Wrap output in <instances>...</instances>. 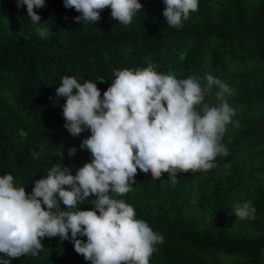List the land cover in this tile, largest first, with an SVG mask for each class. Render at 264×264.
Instances as JSON below:
<instances>
[{
  "label": "trees",
  "instance_id": "16d2710c",
  "mask_svg": "<svg viewBox=\"0 0 264 264\" xmlns=\"http://www.w3.org/2000/svg\"><path fill=\"white\" fill-rule=\"evenodd\" d=\"M139 2L142 10L124 25L110 7L96 23L75 22L81 13L64 0H45L35 9L41 23L33 24L26 5L0 0V176L11 174L14 186L31 194L53 164L75 175L91 162L90 151L80 147L90 130L74 137L64 128L66 98L56 96V87L65 76L97 83L103 98L116 70L151 63L159 73L194 76L202 86L212 74L231 89L224 98L235 115L221 140L228 155H218L210 170L179 174L175 183L168 173L154 179L138 170L130 192L109 195L133 206L136 219L164 237L149 264H264V0H199L180 27L167 25L164 0ZM218 91L214 86L204 102L220 104ZM72 147L77 152L69 157ZM96 198L81 210H92ZM247 201L254 218L236 217L235 206ZM41 242L37 256L11 264H91L71 239Z\"/></svg>",
  "mask_w": 264,
  "mask_h": 264
},
{
  "label": "clouds",
  "instance_id": "9594fccd",
  "mask_svg": "<svg viewBox=\"0 0 264 264\" xmlns=\"http://www.w3.org/2000/svg\"><path fill=\"white\" fill-rule=\"evenodd\" d=\"M164 4L167 25L180 27L198 10L199 0H164ZM25 5L33 24L41 23L35 9L45 7V0H17L18 8ZM64 6L81 13L75 22L94 23L110 7L111 17L124 25L143 8L139 0H64ZM37 31L42 37L47 34L44 28ZM114 77L103 98L97 83H81L74 76L63 77L56 87V96L66 98L64 128L74 137L86 129L91 132L80 145L90 151L91 162L75 175L64 164H53L46 177L35 180L31 194L14 186L11 174L0 176V253L4 254L0 264H11L25 254L35 257L43 250L42 238L57 236L62 242L71 239L75 251L91 264H149L164 237L136 219L133 206L109 193L130 192L138 170L154 179L168 173L175 183L179 174L210 170L218 155H228L221 140L235 112L224 98L231 93L226 83L206 74L202 86L194 76L177 79L172 73L157 72L151 63L142 69L116 70ZM214 86L221 103L210 106L205 95ZM76 152L75 147L69 149V157ZM32 155L37 158L39 153ZM58 157L62 161L63 151ZM91 196L97 197L90 201L94 208L81 210ZM255 211L247 201L237 204L234 214L248 219Z\"/></svg>",
  "mask_w": 264,
  "mask_h": 264
}]
</instances>
